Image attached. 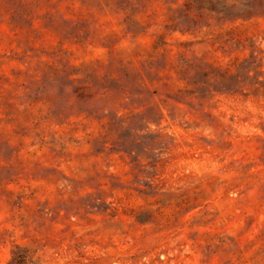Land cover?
I'll return each instance as SVG.
<instances>
[{
    "label": "rangeland",
    "instance_id": "obj_1",
    "mask_svg": "<svg viewBox=\"0 0 264 264\" xmlns=\"http://www.w3.org/2000/svg\"><path fill=\"white\" fill-rule=\"evenodd\" d=\"M0 264H264V0H0Z\"/></svg>",
    "mask_w": 264,
    "mask_h": 264
}]
</instances>
